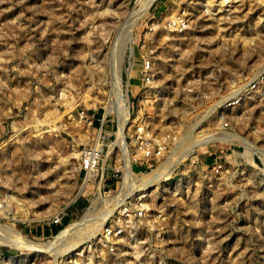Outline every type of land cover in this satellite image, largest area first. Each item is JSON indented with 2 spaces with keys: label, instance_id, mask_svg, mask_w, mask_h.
<instances>
[{
  "label": "rangeland",
  "instance_id": "1",
  "mask_svg": "<svg viewBox=\"0 0 264 264\" xmlns=\"http://www.w3.org/2000/svg\"><path fill=\"white\" fill-rule=\"evenodd\" d=\"M116 78L124 147L107 110ZM209 135L143 190L139 214L144 175ZM263 151L264 0H0V237L36 245L0 239V264H264Z\"/></svg>",
  "mask_w": 264,
  "mask_h": 264
},
{
  "label": "bare ground",
  "instance_id": "2",
  "mask_svg": "<svg viewBox=\"0 0 264 264\" xmlns=\"http://www.w3.org/2000/svg\"><path fill=\"white\" fill-rule=\"evenodd\" d=\"M225 2V1H224ZM221 3V2H219ZM123 44V43H122ZM119 75V74H118ZM120 76V75H119ZM120 79L119 78H116L115 79V84H114V93H113V98L109 100V103L107 104V110H111V109H114L118 112L119 116L122 117L121 121L119 122L120 126H119V139H117V143H119L120 146H123L124 147V141H123V135H122V132H123V129L125 128V126L127 125L126 123V114H127V111H128V97H127V93H122L121 91V83L119 82ZM127 85V84H126ZM128 86V85H127ZM127 92V90H126ZM110 112V111H109ZM228 136V139L225 138ZM225 135V136H220V140H229L230 139V136L229 135ZM218 136H212V135H209V136H203V137H200L199 139H196L194 140L191 144H189V146L181 151H174L172 153V156L169 158L170 160L168 162H164L163 161V164H161L160 166H157V168L153 169L152 171H150L149 173L147 172V174H143L146 179H145V182L142 184L141 187H137L135 188L136 190L135 191H141V190H144V189H147L148 187L152 186V182L154 181H157L159 180L163 175L167 174L170 170H169V166H170V163L173 162V161H178L181 157L185 156L188 152H193V150L195 149V147L197 146H201V145H205L206 142L208 141H211V140H215L217 139ZM233 139V138H232ZM221 140V141H222ZM224 140V141H225ZM120 141V142H119ZM173 142V141H172ZM99 145V144H98ZM100 146V145H99ZM98 146V147H99ZM202 147V146H201ZM122 149V148H121ZM120 149V150H121ZM125 150V149H124ZM179 150V149H178ZM259 151V150H258ZM261 151V150H260ZM122 152V151H121ZM176 152L178 153L175 157L173 155L176 154ZM264 152V151H263ZM123 153V152H122ZM262 154V152H261ZM264 155V154H262ZM124 156H125V174L123 176V179H122V182H121V185H120V188L118 190V195L119 194H129L131 193L130 191L133 190L134 188L132 187V180L133 179L131 176H133V173H132V166H131V162L129 161L130 160V154L128 153V151H124ZM173 167V166H172ZM134 168V166H133ZM172 169V168H171ZM144 181V180H143ZM161 181V180H160ZM140 182V181H139ZM101 184V183H100ZM136 184V183H135ZM168 184V183H167ZM141 185V184H140ZM154 185V184H153ZM137 186V185H135ZM163 186V185H162ZM168 185L164 184V186L162 187L163 190H165ZM133 188V189H132ZM142 195V194H141ZM140 195V196H141ZM144 195V194H143ZM127 196V195H126ZM116 198V197H115ZM117 198H119L117 196ZM122 200V199H121ZM111 201V200H110ZM119 199H118V203H119ZM109 203V202H108ZM107 203V204H108ZM115 203V202H114ZM106 204V205H107ZM144 205V204H143ZM109 208V207H108ZM106 209V208H105ZM88 212V211H87ZM112 212V209H107V210H104V211H101L98 215L94 216V217H91L92 215H94L95 213H86V217L82 218L80 221L78 222H75V223H71L69 225H67L66 227H64L63 229H61L59 231V233L56 235V238H63L65 235H66V232L68 231V229L72 228V227H80V229H84L86 230L87 232H90V231H93L95 229H97L99 227V225H101L106 216L108 214H110ZM90 214V215H89ZM147 213L144 214L145 217ZM58 219V218H57ZM7 229V228H6ZM9 230V229H8ZM13 230V229H12ZM74 231V230H73ZM9 234H5L4 235V238L0 237V239L2 240V242L4 244H11V245H16V246H29V247H36V245L29 241L27 238H25L20 232L18 231H8ZM61 243V242H60ZM41 245V244H40ZM62 245V244H60ZM65 247V246H64ZM63 247V248H64ZM61 251V249H60Z\"/></svg>",
  "mask_w": 264,
  "mask_h": 264
},
{
  "label": "built area",
  "instance_id": "3",
  "mask_svg": "<svg viewBox=\"0 0 264 264\" xmlns=\"http://www.w3.org/2000/svg\"><path fill=\"white\" fill-rule=\"evenodd\" d=\"M174 25H176L178 28L183 27V20H176L174 23ZM148 66V65H147ZM146 73L151 71V68L149 69V67H147V69H145ZM146 76V83H149L150 81V75L147 74ZM101 126L100 129L101 130ZM98 143L92 145V146H88L85 147L82 151L81 154V166L82 169L87 173V172H92L93 170L96 171L98 165H99V161L101 158V149L98 147ZM157 153H160V151H158ZM150 155V151H148L147 148H145L144 153L141 154L140 158H144L145 160H148V156ZM137 159V158H136ZM138 194L135 198V203L134 206L137 208V210H139V214H141V210L143 211V208L145 209L147 207L146 205V201H147V196H146V192H143V190L141 191H136ZM142 194V195H141ZM144 194V195H143ZM141 195V196H140ZM138 204V205H137ZM144 204V205H143ZM108 230V229H107Z\"/></svg>",
  "mask_w": 264,
  "mask_h": 264
},
{
  "label": "crops",
  "instance_id": "4",
  "mask_svg": "<svg viewBox=\"0 0 264 264\" xmlns=\"http://www.w3.org/2000/svg\"><path fill=\"white\" fill-rule=\"evenodd\" d=\"M98 116V115H97ZM61 224L65 222V219L63 218L61 220ZM61 224L58 223H50L46 225L36 226L30 229V232L36 234V235H50L55 232H57L60 229Z\"/></svg>",
  "mask_w": 264,
  "mask_h": 264
}]
</instances>
